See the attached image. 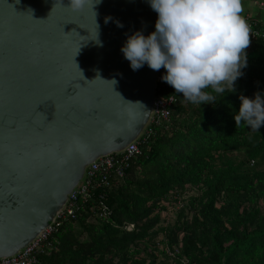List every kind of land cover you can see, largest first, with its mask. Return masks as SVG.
<instances>
[{
	"label": "water",
	"instance_id": "95a60500",
	"mask_svg": "<svg viewBox=\"0 0 264 264\" xmlns=\"http://www.w3.org/2000/svg\"><path fill=\"white\" fill-rule=\"evenodd\" d=\"M95 2L0 0V258L48 227L86 167L151 117L158 71H133L121 47L154 32L157 13L148 0Z\"/></svg>",
	"mask_w": 264,
	"mask_h": 264
},
{
	"label": "trees",
	"instance_id": "16d2710c",
	"mask_svg": "<svg viewBox=\"0 0 264 264\" xmlns=\"http://www.w3.org/2000/svg\"><path fill=\"white\" fill-rule=\"evenodd\" d=\"M261 19L232 91L211 104L171 86L156 91L176 97L168 118L152 126L121 178L61 221L42 264H264V124L234 120L240 96L264 99ZM173 207L175 217L162 215Z\"/></svg>",
	"mask_w": 264,
	"mask_h": 264
},
{
	"label": "clouds",
	"instance_id": "9594fccd",
	"mask_svg": "<svg viewBox=\"0 0 264 264\" xmlns=\"http://www.w3.org/2000/svg\"><path fill=\"white\" fill-rule=\"evenodd\" d=\"M90 2L69 0L68 7L81 11ZM148 3L157 13L155 31L148 36L137 31L121 47L131 69L136 71L144 64L154 71L164 68L166 74L161 79L192 103L211 104L218 94L232 91L234 82L243 75L241 69L247 66L245 49L250 45V28L241 15L242 0ZM96 42L102 46V42ZM239 99L235 127L243 122L253 130L259 129L264 124V99L259 93L253 99ZM74 144L78 150L85 147L78 138H74Z\"/></svg>",
	"mask_w": 264,
	"mask_h": 264
},
{
	"label": "built area",
	"instance_id": "2783aa9c",
	"mask_svg": "<svg viewBox=\"0 0 264 264\" xmlns=\"http://www.w3.org/2000/svg\"><path fill=\"white\" fill-rule=\"evenodd\" d=\"M252 3L261 9L264 15V0H252ZM242 16L249 25L250 38L261 35V30L257 26L262 19L253 17L248 12L243 13ZM165 74L166 70L164 68L158 70L156 91L170 86L161 79ZM175 101L176 97L174 94L166 96L155 94L151 117L142 134L130 142L123 150L98 157L91 162L85 169L82 181L69 194L64 207L57 213L54 221L16 254L0 258V264H42L38 255L43 249L49 247V238L58 229L61 221L68 218L73 219L76 211L83 203L88 200L93 201V189L109 186L111 180H117V178H121L124 175L125 168L129 165L130 160L139 153L141 143L152 133V126H157L168 118L171 106ZM102 209L105 210L106 206L103 205ZM180 264H189V262L187 259L182 258Z\"/></svg>",
	"mask_w": 264,
	"mask_h": 264
},
{
	"label": "rangeland",
	"instance_id": "374dc122",
	"mask_svg": "<svg viewBox=\"0 0 264 264\" xmlns=\"http://www.w3.org/2000/svg\"><path fill=\"white\" fill-rule=\"evenodd\" d=\"M242 7H243V11L241 12V15H243V13L248 12L249 14H251L253 17H258V18H264V15L262 14L261 9H259L258 7H256L255 5H253L252 0H242ZM177 208V206H175ZM173 207L172 212H163L162 215L167 216L170 215L171 217H175V209Z\"/></svg>",
	"mask_w": 264,
	"mask_h": 264
}]
</instances>
